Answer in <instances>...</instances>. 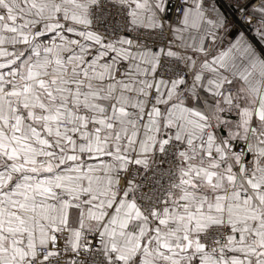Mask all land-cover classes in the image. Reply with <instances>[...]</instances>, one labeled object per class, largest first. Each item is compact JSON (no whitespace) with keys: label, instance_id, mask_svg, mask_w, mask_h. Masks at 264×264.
<instances>
[{"label":"snow or ice","instance_id":"1","mask_svg":"<svg viewBox=\"0 0 264 264\" xmlns=\"http://www.w3.org/2000/svg\"><path fill=\"white\" fill-rule=\"evenodd\" d=\"M0 264H264V0H0Z\"/></svg>","mask_w":264,"mask_h":264}]
</instances>
